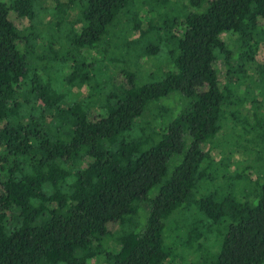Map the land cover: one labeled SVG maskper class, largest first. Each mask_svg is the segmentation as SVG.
<instances>
[{
    "label": "trees",
    "instance_id": "16d2710c",
    "mask_svg": "<svg viewBox=\"0 0 264 264\" xmlns=\"http://www.w3.org/2000/svg\"><path fill=\"white\" fill-rule=\"evenodd\" d=\"M44 1L0 0V264H264V0Z\"/></svg>",
    "mask_w": 264,
    "mask_h": 264
},
{
    "label": "rangeland",
    "instance_id": "374dc122",
    "mask_svg": "<svg viewBox=\"0 0 264 264\" xmlns=\"http://www.w3.org/2000/svg\"><path fill=\"white\" fill-rule=\"evenodd\" d=\"M66 0H59V2H65ZM44 7H46V8H52V7H54V5H55V0H45L44 1ZM12 16V21L15 23V25L19 28V29H24L25 27H27L28 26V20L26 19V18H18V17H16V16H14L13 14L11 15ZM76 16V13H70V17L72 18V17H75ZM139 18L141 19V20H145V21H151V18H153V13H150L147 9H145V10H143L142 12H140V14H139ZM41 17H42V20H43V27H40L41 29H43V30H45V26H46V23L48 22V20H49V18H50V15L49 14H46V13H42V15H41ZM135 36H137V35H131V37L130 38H135ZM87 54L89 55L88 57H90V58H92L91 56H93V55H96V52L95 51H89V52H87ZM263 52H262V48L260 49V51H259V53H258V56H257V58H259V59H261L262 60V57H263ZM155 62H151V61H146V62H144L142 65H141V67H140V69H141V72H143V73H152L154 70H155V64H154ZM217 66H218V70H219V72H220V75L221 74H223V65H221V63H218L217 64ZM163 69H165V71L167 70V68H164L163 67ZM167 101V100H166ZM245 114V113H244ZM148 119H150L151 120V115H147V116H145V120H148ZM153 124H155V125H159V121H157V122H153ZM232 125H233V123H232V121H231V119H229L228 121H227V123H226V126L223 128V130L221 131L222 132V134H226V133H231V131H232ZM217 153H214L213 154V159L214 160H218L219 158H221V156H219L218 154L216 155ZM233 159H232V161L233 162H237L238 164H239V167L240 168H242V167H245V166H251V162H252V159H254V157H249V155L248 154H244V153H237V154H233ZM176 161V160H175ZM177 162V161H176ZM176 162H173L172 160L170 161V163H169V169L171 170L172 168H173V165L176 163ZM251 163V164H250ZM231 169H233V168H231ZM253 171V170H252ZM256 175H257V173L258 172H256L255 170L253 171ZM209 190H216L217 188H220V186H219V184H215V183H209ZM220 190V189H219ZM118 226L117 225H110L109 226V230L111 231V232H117L118 231ZM109 246L111 247V249L113 250V248H114V244L111 242L110 244H109ZM181 250H182V248H181ZM185 259H184V261H182V262H184V264H201V260L200 259H198V257L200 256L196 251H191V250H186L185 251ZM198 254V255H197ZM93 264V263H92ZM172 264H179V260H175V262L174 263H172Z\"/></svg>",
    "mask_w": 264,
    "mask_h": 264
}]
</instances>
